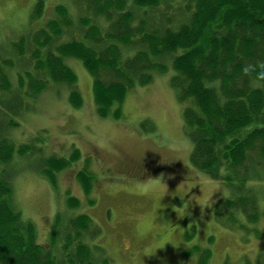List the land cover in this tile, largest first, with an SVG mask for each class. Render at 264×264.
Wrapping results in <instances>:
<instances>
[{"label":"trees","instance_id":"16d2710c","mask_svg":"<svg viewBox=\"0 0 264 264\" xmlns=\"http://www.w3.org/2000/svg\"><path fill=\"white\" fill-rule=\"evenodd\" d=\"M70 2L73 12L58 4L43 25L44 0H37L32 17L39 26L26 37L8 40L10 53L9 48L0 51L6 55L0 62L15 68L18 82L11 89L0 65V107L9 112L22 97L30 100L48 87L64 85L69 106L80 109L77 76L66 63L73 59L91 78L97 116L119 122L131 90L151 84L158 75L168 76L183 105V129L192 142L191 167L230 192L215 205V220L259 238L256 224L264 211L259 212L257 192L249 183L264 181V0ZM17 125L0 118V264H108L107 257H93L82 241L92 223L87 215L75 216L62 228L57 214L45 248L34 224L16 209L11 171L15 162L41 150L31 144L15 146L6 137ZM80 157L77 149L66 158L43 157L37 173L55 190L57 175ZM93 179L86 168L76 174L85 197ZM66 205L79 207L72 197ZM190 239L192 235L183 236L184 242ZM211 255L209 247L192 245L167 264H210ZM222 264L232 263L225 259ZM243 264H264V251Z\"/></svg>","mask_w":264,"mask_h":264},{"label":"rangeland","instance_id":"374dc122","mask_svg":"<svg viewBox=\"0 0 264 264\" xmlns=\"http://www.w3.org/2000/svg\"><path fill=\"white\" fill-rule=\"evenodd\" d=\"M70 1L44 0L41 24L53 16L58 4L73 12ZM36 2L0 0L1 52L8 48L11 52L8 40L26 37L39 26L32 17ZM66 63L77 76L76 89L83 103L80 109L69 106V88L64 85L48 87L30 100L22 97V106L18 99L9 112L0 107V116L4 115L0 118L18 124L6 137L15 146L31 144L35 151L41 149L15 162L10 178L14 205L22 218L36 227L38 242L49 248L57 214L62 228L84 214L92 223L82 241L93 257H107L108 264H167L192 245L211 249L210 264H222L225 259L232 264L253 262L264 251V218L256 224L259 238L244 230L227 229L215 220V205L230 192L191 167L192 142L183 129V105L169 87L168 76L158 75L151 84L131 90L121 106V120L115 122L95 113L91 78L80 62L66 59ZM0 65L15 89V68ZM23 105L30 109H20ZM14 108L19 118L11 112ZM74 149L80 152L79 161L57 175L52 189L37 173L43 157L66 158ZM83 168L94 176L86 197L76 180ZM249 184L257 192L261 213L264 181ZM69 197L78 201L77 209L67 207ZM159 201L167 220L154 219L149 211ZM184 235H192V240L184 242Z\"/></svg>","mask_w":264,"mask_h":264},{"label":"clouds","instance_id":"9594fccd","mask_svg":"<svg viewBox=\"0 0 264 264\" xmlns=\"http://www.w3.org/2000/svg\"><path fill=\"white\" fill-rule=\"evenodd\" d=\"M165 194H166V192L161 194V199L165 196ZM161 199H160V201H161ZM160 201L158 202L157 207L151 208L149 211L153 214L154 219L161 218V219L167 220L165 218V214L163 212V209L165 208L164 204H161ZM158 210H160V211H158Z\"/></svg>","mask_w":264,"mask_h":264}]
</instances>
